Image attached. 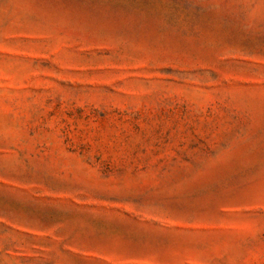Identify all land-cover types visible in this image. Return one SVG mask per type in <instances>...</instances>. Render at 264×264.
Masks as SVG:
<instances>
[{"label": "rangeland", "instance_id": "obj_1", "mask_svg": "<svg viewBox=\"0 0 264 264\" xmlns=\"http://www.w3.org/2000/svg\"><path fill=\"white\" fill-rule=\"evenodd\" d=\"M0 264H264V0H0Z\"/></svg>", "mask_w": 264, "mask_h": 264}]
</instances>
